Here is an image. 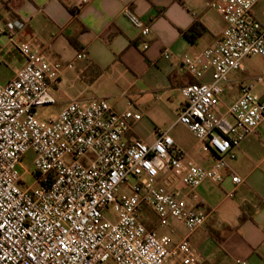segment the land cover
<instances>
[{"label":"built area","instance_id":"1","mask_svg":"<svg viewBox=\"0 0 264 264\" xmlns=\"http://www.w3.org/2000/svg\"><path fill=\"white\" fill-rule=\"evenodd\" d=\"M210 7L226 27L212 46L183 58L197 82L180 89L184 102L176 121L211 151L209 169L187 161L168 131H159L151 145L127 141L142 114L117 112L105 99L73 101L57 117L42 120L37 110L56 104L51 89L61 65L19 46L25 64L13 80L0 84V264H201L188 237L173 243L145 224L148 213L158 228L175 220L189 234L206 223L207 213L189 208L162 176L174 174L192 192L206 181L222 184L234 150L264 120V75L242 82L238 98L225 114L220 111L231 75L245 70L243 61L264 60L259 16L264 17V0H218ZM125 15L144 39L149 37L151 28L142 19L128 8ZM23 27L14 18L7 29L0 27V38L13 39ZM30 151L35 171L26 172L32 184L25 186L20 169ZM228 176L235 188L244 182ZM122 188L128 194L120 195Z\"/></svg>","mask_w":264,"mask_h":264},{"label":"crops","instance_id":"2","mask_svg":"<svg viewBox=\"0 0 264 264\" xmlns=\"http://www.w3.org/2000/svg\"><path fill=\"white\" fill-rule=\"evenodd\" d=\"M217 1L0 0L1 28L7 29L14 18L24 23L13 39L0 38V84L13 80L24 66L19 46L28 45L49 63L61 65L51 89L56 104L64 108L73 101L105 99L117 112H139L142 119L127 133V141L151 145L159 131H168L187 161L209 169L214 163L211 151L176 121L184 102L180 89L197 82L183 66V58L200 54L225 30L222 16L210 7ZM127 8L151 28L148 38L131 24ZM196 25V31L185 34ZM165 52L170 53L169 59L164 58ZM81 54L85 58L78 59ZM239 74L244 73L231 75L232 84L222 97V114L245 82ZM234 152L236 158L227 162L220 185L206 181L192 192L174 174L162 176L167 188L189 208L207 213L204 227L189 234L175 220L167 228H158L156 218L145 221L173 243L188 237L201 264H264V120ZM231 173L243 184L235 188Z\"/></svg>","mask_w":264,"mask_h":264},{"label":"rangeland","instance_id":"3","mask_svg":"<svg viewBox=\"0 0 264 264\" xmlns=\"http://www.w3.org/2000/svg\"><path fill=\"white\" fill-rule=\"evenodd\" d=\"M243 65L245 67V70L243 72L244 74L243 75L239 74V75H241L242 78L248 83H251L254 77L259 76V75H264V60L261 57L253 56V57L246 58L243 61ZM258 91L259 90H257L256 93L259 94ZM62 109H63V105L58 103L53 106L39 108L37 112H38L39 117L42 120H46L49 118L57 117ZM222 111L226 112L225 109H223ZM34 159H35V154L32 151H30L27 153V155L25 156L23 160V163H22L23 169H20V171L26 179L25 186H29L32 184L31 178L26 174V172L32 173L35 171ZM130 183L135 184L136 180L131 179ZM121 194H128V191L125 188H122L120 195ZM147 218L148 219L146 220L149 221L151 219L152 220L155 219V216L152 213H150L147 215ZM111 219L113 220L114 217H111Z\"/></svg>","mask_w":264,"mask_h":264},{"label":"trees","instance_id":"4","mask_svg":"<svg viewBox=\"0 0 264 264\" xmlns=\"http://www.w3.org/2000/svg\"><path fill=\"white\" fill-rule=\"evenodd\" d=\"M198 25H196V26H194L192 29H191V31H188V32H186L185 34L187 35L188 33H190V32H193V31H196V29H198ZM245 220V217L244 216H242L241 217V221H244Z\"/></svg>","mask_w":264,"mask_h":264}]
</instances>
